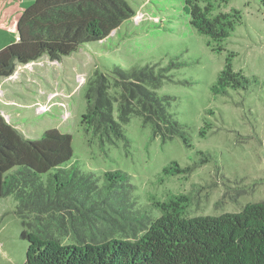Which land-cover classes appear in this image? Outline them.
Listing matches in <instances>:
<instances>
[{
    "label": "rangeland",
    "instance_id": "374dc122",
    "mask_svg": "<svg viewBox=\"0 0 264 264\" xmlns=\"http://www.w3.org/2000/svg\"><path fill=\"white\" fill-rule=\"evenodd\" d=\"M210 1L212 15L234 8L241 12L234 30L217 42L220 51L190 24L184 0H127L134 15L104 40L81 45L60 59L44 54L17 63L10 75L0 76V115L29 138L50 128L69 133L73 154L62 166L91 172L100 184L104 171H125L135 201L132 214L139 210L156 217L159 211L151 201L180 193L190 197L186 216L236 212L248 202L264 201L263 7L259 0ZM32 2L0 0V49L17 40L15 22ZM231 52L232 68L247 76L249 84L215 94L211 87ZM172 62L179 64L168 66ZM146 64L168 69L155 91L169 96V110L183 126L189 146L179 136L154 135L138 115L121 124L125 138L114 141H101L81 123L95 72L112 75L114 65L129 69ZM113 117L118 121L117 101ZM173 161L191 170L164 175L162 168ZM16 204L12 195L0 197V264H23L25 259L27 241L21 237L24 226ZM56 233L62 242H71L70 236Z\"/></svg>",
    "mask_w": 264,
    "mask_h": 264
},
{
    "label": "trees",
    "instance_id": "16d2710c",
    "mask_svg": "<svg viewBox=\"0 0 264 264\" xmlns=\"http://www.w3.org/2000/svg\"><path fill=\"white\" fill-rule=\"evenodd\" d=\"M259 1L264 19V0ZM184 8L190 24L218 51L222 47L217 42L241 21L235 8L212 15L210 0H184ZM134 13L127 0H33L15 22L17 40L0 49V76L10 75L17 63L44 54L60 59L81 45L102 41ZM233 55L227 56L211 87L215 94L249 84L247 76L232 68ZM167 70L146 64L129 69L114 65L112 75L95 72L81 118L86 131L101 141L125 138L121 124L138 115L154 135L179 136L189 146L183 126L169 110V96L155 91ZM114 101L118 121L113 117ZM206 128L207 124L200 134ZM72 154L69 133L50 128L29 138L0 115V197L12 195L17 201L15 213L27 241L23 264H264V201L248 202L236 212L186 216L190 197L180 193L163 201L153 199L156 217L139 210L132 214L129 208L135 201L128 174L121 169L104 171L100 184L91 172L62 166ZM190 170L173 161L162 173ZM56 231L70 236L71 242H62Z\"/></svg>",
    "mask_w": 264,
    "mask_h": 264
},
{
    "label": "crops",
    "instance_id": "0c3cea01",
    "mask_svg": "<svg viewBox=\"0 0 264 264\" xmlns=\"http://www.w3.org/2000/svg\"><path fill=\"white\" fill-rule=\"evenodd\" d=\"M19 128V127H18ZM21 129V128H20ZM22 130V129H21Z\"/></svg>",
    "mask_w": 264,
    "mask_h": 264
}]
</instances>
